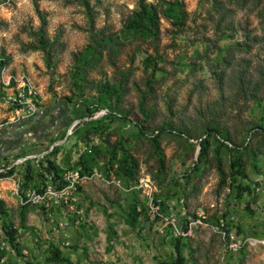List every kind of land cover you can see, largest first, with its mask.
<instances>
[{
	"label": "rangeland",
	"instance_id": "374dc122",
	"mask_svg": "<svg viewBox=\"0 0 264 264\" xmlns=\"http://www.w3.org/2000/svg\"><path fill=\"white\" fill-rule=\"evenodd\" d=\"M146 1L160 6L168 0ZM182 2L187 11L182 30L175 31L160 12V32L152 42L124 37L137 0H0L3 68L30 78L40 108L56 107L66 116L45 147L14 157L19 161L12 174L24 189L36 188L52 173L44 171V157L60 168L61 178L79 167L84 154L92 170L119 182H81L77 202L48 211L3 198L2 228L15 231L4 264H158L174 255L175 238L184 242V264H264L257 247L223 253L214 231L222 222L244 238L264 237V31L258 1ZM42 22L47 51L31 48ZM101 34L121 39L114 49L102 50L99 64L88 71L93 83L79 90L72 78L74 54ZM147 56L159 67L149 85ZM120 70L130 72L117 103L126 118L105 116V108L95 110L89 102L97 94L95 85L113 82ZM0 87L2 130L11 107L10 91ZM140 105L149 110L147 121ZM161 126L166 130L159 133L157 148L151 135ZM209 126L241 150L251 191L240 201L229 185L231 153ZM179 130L187 136H178ZM204 138L210 147L200 161ZM125 155L134 163L130 176L121 170ZM150 196L160 200L154 217L148 215ZM136 202L143 215L132 226L128 214ZM175 229L183 234L174 235Z\"/></svg>",
	"mask_w": 264,
	"mask_h": 264
},
{
	"label": "trees",
	"instance_id": "16d2710c",
	"mask_svg": "<svg viewBox=\"0 0 264 264\" xmlns=\"http://www.w3.org/2000/svg\"><path fill=\"white\" fill-rule=\"evenodd\" d=\"M257 1L258 2H256L254 5L255 7H257L258 10L257 16L259 18V24L262 26L264 31V0ZM218 7H220L221 9V6ZM160 12H162V14L175 27V31L179 32L182 30L187 19V11L182 0L163 1L160 6L149 3L146 0H137L135 9L131 11L130 15L125 21L123 30L124 37L129 36L130 38H139L141 40L150 39V41L156 42L160 32ZM228 27H226L225 30L228 29ZM36 35V44H32L31 48L41 49L43 51L46 49L47 51L49 47V42L43 32V22ZM120 39L121 38L119 36L111 37L101 34L99 39L92 40L90 43L84 46L81 51H78L74 54L72 78L76 87L79 88V90L81 89L82 85L87 83H93L88 79V71L99 64L102 58V50L106 48L114 49L118 40ZM3 64H5V60H0V65ZM143 64L144 72L149 74L147 79L149 85V83H151L155 79V74L159 70V67L157 66V61L153 58H150L149 56L144 58ZM181 65L186 67L190 64L181 63ZM129 73L130 72L126 70H120L118 72V78L115 79L113 82H109L108 80H106L105 82H98L95 85L97 94L91 97V100L89 102L93 109L96 110L105 108V116L108 115L113 116L115 118H126L124 113L121 112L119 108H117V103L121 100V95L125 91L126 79H128ZM68 99L70 100V98ZM112 102L114 103V105L112 104ZM86 109L88 115H93L94 110H90L87 106ZM140 112L144 117V121H147V119H149V110L143 105H140ZM133 125L136 127L138 126L139 132L145 134V131L142 130L140 125ZM165 130L166 127L161 126L157 134L151 135V140L154 142L157 148L158 145L156 144V142L160 135L159 133ZM211 130L215 132V136L219 135V138L215 137V139L219 142V145L226 147L231 153L230 171L228 173L229 185L232 188L235 200L240 201L244 193L251 191L249 182L245 180L247 179V174L245 172V163L242 159L241 150L236 146L229 147L228 144L224 142L225 140H228V137L225 134H222L215 126H209L207 131ZM177 135L187 136L186 132L183 130L177 131ZM220 138L222 139V141H220ZM199 145V160L201 161L203 158H205L210 147L209 138L201 139ZM43 161L45 163L44 171L52 172L54 176L58 177L60 174V168L56 166L54 162L48 160L45 157ZM90 162V159L88 157H85L84 154H82L78 158V168L81 173H85L92 170ZM131 165H134L133 161L131 160V157L125 155L123 158V164L121 165L122 174H124L125 176H130L131 172L129 171V167H131ZM12 169L13 168L11 167L4 175L12 174ZM219 172L221 175H224V172L221 168H219ZM222 181H224V178L222 179ZM139 205L141 204H139V202H136L133 203L129 208L128 217L130 219L128 220V223H130V225L132 226L142 214V212L138 210ZM0 213H5V210L3 209V202L1 200ZM6 234L8 236L9 242L13 243L15 240V231L9 230L6 232ZM183 246L184 242L182 238H175L172 241L174 255L171 258L159 261L158 264H184L185 258L183 255ZM1 254L2 253L0 252V255Z\"/></svg>",
	"mask_w": 264,
	"mask_h": 264
},
{
	"label": "built area",
	"instance_id": "2783aa9c",
	"mask_svg": "<svg viewBox=\"0 0 264 264\" xmlns=\"http://www.w3.org/2000/svg\"><path fill=\"white\" fill-rule=\"evenodd\" d=\"M2 58H0L1 60ZM5 65L0 70V83L4 90L10 91L7 94V102L11 107V117L2 126L7 127L18 124L26 118L41 113L38 105L36 89L26 74L15 75L6 73ZM1 128V126H0ZM26 157H24L25 160ZM19 160L14 162L16 164ZM13 164V165H14ZM12 165V166H13ZM12 166L0 167V187L4 181L10 182V192L14 195L21 205H32L43 207L46 211L56 206L74 204L77 202V187L81 182L95 181L105 184L119 183L113 178L105 177L97 169L81 173L79 168L70 169L63 172L61 178L55 177L52 173L46 174L47 180L36 188L22 187V181L15 174L4 175ZM149 213L154 217V212L159 209L160 200L148 197ZM151 212H153L151 214ZM235 216H231L234 219ZM169 221V220H168ZM3 214L0 213V264L5 262V252L13 251L9 239L2 228ZM222 238L221 250L223 253H237L245 247L259 248L262 259L264 260V237H242L239 236L233 227H228L225 223H220L214 227ZM183 232L174 230V235Z\"/></svg>",
	"mask_w": 264,
	"mask_h": 264
},
{
	"label": "crops",
	"instance_id": "0c3cea01",
	"mask_svg": "<svg viewBox=\"0 0 264 264\" xmlns=\"http://www.w3.org/2000/svg\"><path fill=\"white\" fill-rule=\"evenodd\" d=\"M40 110L41 113L0 130V167L12 166L18 159L14 160V157L23 150L45 147L47 138L61 131L66 116L58 115L56 107H42ZM4 182L0 187L1 201L5 198V201L10 203L15 202L17 198L11 194L9 189L11 184L5 186Z\"/></svg>",
	"mask_w": 264,
	"mask_h": 264
}]
</instances>
